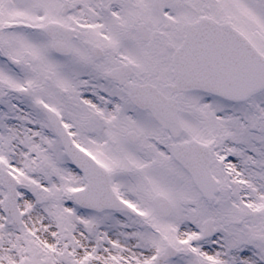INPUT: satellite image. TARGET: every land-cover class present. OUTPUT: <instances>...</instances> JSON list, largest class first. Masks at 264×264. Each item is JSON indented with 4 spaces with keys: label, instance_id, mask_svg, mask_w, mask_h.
I'll use <instances>...</instances> for the list:
<instances>
[{
    "label": "snow or ice",
    "instance_id": "obj_1",
    "mask_svg": "<svg viewBox=\"0 0 264 264\" xmlns=\"http://www.w3.org/2000/svg\"><path fill=\"white\" fill-rule=\"evenodd\" d=\"M0 264H264V0H0Z\"/></svg>",
    "mask_w": 264,
    "mask_h": 264
}]
</instances>
